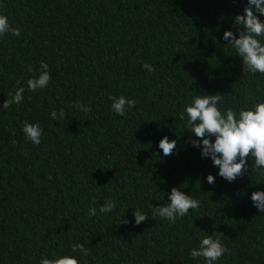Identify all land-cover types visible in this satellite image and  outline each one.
<instances>
[{
  "label": "trees",
  "instance_id": "1",
  "mask_svg": "<svg viewBox=\"0 0 264 264\" xmlns=\"http://www.w3.org/2000/svg\"><path fill=\"white\" fill-rule=\"evenodd\" d=\"M244 3L3 0L0 13L22 31L0 38V105L39 74L42 60L52 80L0 110V264H39L42 254H70L77 240L90 252L80 264H203L189 249L213 232L229 250L219 264H264V213L250 200L264 190V177L250 167L232 183L217 175L208 184L218 168L186 143L179 119L194 94L220 93L233 108L264 100V76L244 73L222 39L237 31ZM109 94L135 97L137 105L116 116ZM73 101L92 111H77ZM61 107L67 118L52 120ZM25 120L43 127L41 145L25 140ZM165 135L177 140L167 157L157 147ZM172 187L200 207L174 225L149 212L135 226L130 208L148 212ZM109 197L117 201L112 213L88 216L93 200L98 209Z\"/></svg>",
  "mask_w": 264,
  "mask_h": 264
},
{
  "label": "clouds",
  "instance_id": "2",
  "mask_svg": "<svg viewBox=\"0 0 264 264\" xmlns=\"http://www.w3.org/2000/svg\"><path fill=\"white\" fill-rule=\"evenodd\" d=\"M3 0H0V8ZM233 26L236 32L226 30L223 33V41L235 52L234 56L241 58L242 71L253 75L259 73L264 76V0H245L243 12L234 16ZM20 27H13L7 15L0 13V38L6 34L14 37L21 35ZM142 67L148 72H155V67L147 62ZM38 75H33L25 86H19L8 94L7 99L0 110H8L12 105L19 106L24 100L25 91L38 92L47 89L52 80V73L46 61L40 62ZM29 73H34L32 65H27ZM20 84V82H17ZM111 101L110 111L119 117L126 116L137 105L135 97L126 95L115 96L109 94ZM71 107L82 113L92 111L91 104L81 101H73ZM52 120H64L67 113L63 107L50 114ZM179 119L185 122L189 133L186 141L192 148L199 151L202 159H210L212 166L218 168V172L206 177L208 184H214L216 176L232 183L242 178L251 167V170L264 177V100H257L247 107L233 108L224 106V97L220 93L194 94L190 100H186L181 110ZM21 131L26 141L35 146L41 145L45 135L43 127L39 123L22 122ZM163 156L171 155L177 147V140L163 136L158 145ZM159 155V153H157ZM251 160V165H249ZM254 161V163H253ZM49 180L52 179L50 175ZM166 202L159 206L149 204L148 212L141 206L132 209L135 226L149 219V212L153 219L159 218L169 224H176L179 220L191 215V211L197 210L201 201L195 196L182 191L181 187H172L165 193ZM253 207L260 213H264V190L253 191L250 196ZM93 200L88 208V216L95 217L97 212L109 214L117 207V201L111 197L97 207ZM133 221L124 220V223ZM213 232L205 234L198 239L197 246L189 249V256L193 260H201L203 264H219L222 257L228 253V247L219 235ZM70 254H52L51 257L42 254L39 264H80L83 257L90 255L85 244L77 240L71 243ZM79 255H75V254Z\"/></svg>",
  "mask_w": 264,
  "mask_h": 264
}]
</instances>
